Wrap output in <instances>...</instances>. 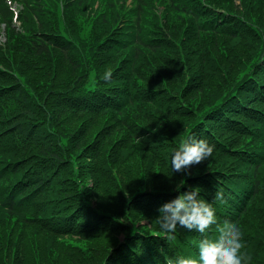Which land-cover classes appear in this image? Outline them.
Wrapping results in <instances>:
<instances>
[{"label":"trees","instance_id":"1","mask_svg":"<svg viewBox=\"0 0 264 264\" xmlns=\"http://www.w3.org/2000/svg\"><path fill=\"white\" fill-rule=\"evenodd\" d=\"M13 2L31 29L22 36ZM94 3L0 0L15 41L0 45L15 67L0 61V264L199 260V232L177 225L169 239L156 222L177 185L212 204L217 224L204 235L236 223L249 264H264V0H132L125 13L107 0L112 17L94 13L87 43L73 18ZM60 68L71 77L56 82ZM189 135L213 153L172 171ZM132 165L143 179L130 190ZM153 172L177 184L155 185Z\"/></svg>","mask_w":264,"mask_h":264},{"label":"clouds","instance_id":"2","mask_svg":"<svg viewBox=\"0 0 264 264\" xmlns=\"http://www.w3.org/2000/svg\"><path fill=\"white\" fill-rule=\"evenodd\" d=\"M111 77L112 69L109 68L104 71L101 79L110 82ZM213 148L205 139H197L191 135L185 137L171 156L172 171L182 172L191 165L207 160L212 155ZM179 189L180 185H177L175 190L179 194L157 209L159 215L156 222L169 239L174 238L177 225L188 231L195 230L203 238L198 243L199 260L180 256L175 260L168 259L166 264H249L251 257L242 252L244 242L239 225L224 221L217 229L216 239H209L204 234L217 224L212 204L201 198L198 187L185 192H180ZM223 198L222 190L215 192V200Z\"/></svg>","mask_w":264,"mask_h":264},{"label":"rangeland","instance_id":"3","mask_svg":"<svg viewBox=\"0 0 264 264\" xmlns=\"http://www.w3.org/2000/svg\"><path fill=\"white\" fill-rule=\"evenodd\" d=\"M131 1L132 0H113V2L116 4V9L119 10L121 13H125L126 9L128 7H130L131 5ZM10 2V1H9ZM94 5L93 7H91L89 10L86 9L84 11V14H81L80 12H77L74 15L73 18V22H75V28L77 27V29L80 32V37L83 38L84 41H86L88 43V40H90V38H93L95 35L94 30V23L93 20L95 19L94 13L100 14L103 13V11L106 14H109L112 17L111 13H108L105 11V5L107 0H94ZM120 2H126V4H128V6L125 5V9H120L119 5ZM13 6V10L15 11V16L13 17V22H14V26H15V30L16 32L20 33V35L22 36V34L26 33V31H30V27L29 26H25L24 28L22 27V24L20 22V18L18 19V16H20V10L21 5H19L16 2L11 3ZM56 8V14L61 15V6L60 4H56L55 6ZM108 15V16H109ZM169 23L170 24H175L176 23V18H174L172 15H169ZM55 26V24H54ZM57 26L61 28L60 23H57ZM4 25L0 27V45L1 47H4L3 45L9 41L11 43L12 46L15 45V41H10V37L8 36V34H6V31L4 29ZM105 29L107 30L108 27L105 24H102L99 26L98 29V35H102L105 32ZM13 40H15V37L13 38ZM25 45H27V41L24 43ZM6 46V45H5ZM25 48V47H22ZM58 54V53H56ZM56 54L54 55L53 58H55ZM10 58L12 59H16L19 60L20 58V52L15 48L13 51H11L9 53ZM42 56L41 55H34L33 58H37L36 61H32L34 62L35 65L40 66V64L42 63ZM1 62H3V65L6 66L7 68L11 69L12 71H15V67L13 65V62H10V59L6 58V57H2L0 59ZM67 75V78L69 79L71 77V72L69 70V68H60L59 70L57 69V76H56V82L62 81L64 80V76ZM46 77V76H45ZM21 79H24V77H20ZM48 79V77H46ZM132 170H134V173ZM132 170L131 172L127 175H123V179L125 182V184L127 185L128 189L133 190L135 188V183L138 181H142L143 179V174L142 173H137L135 166L132 165ZM158 171V170H156ZM155 173L156 176V182L155 185L161 186V187H172L173 185L177 184V182L171 180L169 177L162 175V174H157ZM106 204V203H105ZM107 208H114L112 205H106ZM141 222H145V220H141Z\"/></svg>","mask_w":264,"mask_h":264}]
</instances>
